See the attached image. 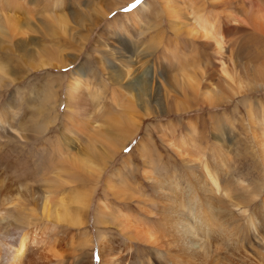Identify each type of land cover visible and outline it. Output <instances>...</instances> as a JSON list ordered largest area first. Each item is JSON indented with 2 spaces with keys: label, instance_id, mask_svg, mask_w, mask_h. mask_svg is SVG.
Segmentation results:
<instances>
[{
  "label": "rangeland",
  "instance_id": "obj_1",
  "mask_svg": "<svg viewBox=\"0 0 264 264\" xmlns=\"http://www.w3.org/2000/svg\"><path fill=\"white\" fill-rule=\"evenodd\" d=\"M9 1H16L17 9L20 11L16 12V17L25 25L28 24L31 29L29 41L21 44L18 49L10 43L9 38L4 40L0 37L2 41H0L1 69H13L12 72L17 76L20 74V69H27L23 78L0 87V117L4 122L0 127L2 129L0 131V176L9 179L11 173L12 177L23 182L20 188L23 189L22 193L17 191L16 182L10 186L5 180L0 188V208L6 204L2 201L3 196L5 199L16 197L18 206L11 212H6L7 216L3 220L0 219V240L12 233L20 234L25 229L30 232L29 242L23 248L22 258L14 264H109L110 260L118 262V259L122 264H168L169 261L175 260L174 253L165 254L155 245L133 241L123 236L119 223L107 221V216V222L97 219L103 206L105 211H112L119 216L129 218L131 215H136L140 220L145 219V228L160 224L159 206L167 205V198L161 194L162 189L156 188L154 178H146L145 170L155 169L162 178H171L173 183L179 182L182 185L181 195L186 199L188 185L193 182L196 173H194L195 169L193 171L190 167L188 168L172 149L170 143V140H173L172 137H186L187 140L195 141L193 144L186 142L178 144L191 147V153L196 159H199L200 153L205 151L209 157L205 162L210 163L222 154L221 161H225L227 169L229 170L231 166L232 174L245 180V185L241 186V190L235 189L234 194L248 193L259 179H263L258 168V159H256L257 151L253 152L254 157H252L249 149L251 142L247 128L248 119L241 117H245L246 102L262 105L264 111L263 87L252 86L254 90L251 87L252 90L241 92V95L236 97L229 88L210 85L211 81H208L207 76L213 70L215 72L218 67L217 54L206 46L202 38L176 37L169 28L171 22L165 16V9L160 0H61L57 6L54 4L57 0ZM171 1L176 5L180 3L187 5L189 9L186 11L192 21L206 14V6L212 8L206 0ZM237 2L238 0H231L227 7L229 10H234L236 15L244 17L246 10L251 7L249 3H247L249 7H243L237 5ZM52 7L58 14L67 15V20L71 19V8H74L73 12L76 11L75 14H78V18L74 21L78 19L81 25L69 22L70 29L66 32L69 35L61 33L60 30L54 36L48 35L45 31L51 17L40 14L36 16L33 10L41 12L50 10L51 12ZM261 9H264V3ZM25 10L32 14H28ZM133 12H137L134 19L140 17V26L132 27L126 22V18L131 17ZM91 16H94L93 22L88 20ZM116 22L123 27L115 32L124 33L115 36L113 30ZM110 23H113L111 24L113 29L107 31L106 27ZM223 23L221 21L220 25ZM175 26L178 28L176 24ZM128 29L131 32H128ZM71 33L74 34L72 37H70ZM242 33L241 24L235 23L229 26L226 31L228 52L229 49L236 48V40ZM133 34H135L134 37H132ZM100 38L110 43L118 42L122 50L127 51L126 55L131 56L130 61L133 63L126 80L117 82L115 75L114 78L107 75L100 67V59L103 62L105 60L107 65L115 63L117 69L124 64L122 60L120 62L119 58L113 57L104 46H101ZM246 42H248L246 46L241 45L236 49L238 62L242 65H263L264 41L253 38ZM146 44L154 45L151 52H147V46L144 47ZM43 45L50 48L56 47L55 50L48 52L53 59L52 63L58 67L41 69L31 66V64H39L35 56L45 49ZM68 54H74L76 57L69 61ZM21 58L28 59V63ZM128 62L125 64H129ZM62 63H66L64 67H60ZM209 66L211 67L208 68ZM77 72L81 73L82 85L86 93L87 89L92 93L87 107L92 105L96 109L94 110L97 114L96 124H100L101 129L108 130L113 141L100 142L97 134L80 135L82 126H87L85 123L82 124L85 116L78 114L75 118L66 106L69 83L79 76ZM139 75L151 81L150 84L155 83V86H147L154 99L145 95L142 80L137 78ZM182 76H185L184 80ZM219 76L216 73L213 81L217 83L216 79ZM257 76L255 75L257 81L264 77V75ZM158 80L162 83L159 84ZM185 82L188 85L183 84ZM133 88L137 89L142 96V103L150 106V110L146 111L151 112L150 116L145 117L146 113L136 108L142 117H145L136 127L123 124L122 114H119L117 119L109 125V121L103 118V115L114 113L117 108L127 104L128 99L132 97L126 94L125 90L127 89L135 96ZM184 89L188 90L187 95L182 92ZM204 93L208 95L207 99H204ZM210 98L213 100L209 101ZM133 102L139 104V101L135 99ZM32 104L36 105L39 113L34 111L38 115H33V119L37 125L44 127L42 132L22 131V128H19L21 122L31 119V111L35 107ZM9 106L13 107V112L16 110L13 117ZM68 112L70 115H66ZM224 114L227 115L228 120L222 118ZM73 119L75 121L71 124ZM242 119L245 121L242 122ZM74 123H77V127ZM191 124L195 125L194 130H189ZM217 127L221 129V138L225 139V142L221 139L220 145L216 140V145L214 143L216 138L214 128L217 129ZM170 128L172 130H169ZM18 130L22 131V137L16 133ZM159 130L164 131V138L159 134ZM87 142H94V147H86ZM106 144L107 147L104 150L94 149L105 147ZM54 145L73 149V153L78 157L87 156L90 163L105 168L100 178L84 183L90 178L87 173L81 169L76 172L73 167H68L67 179L60 180L54 176L57 170L51 169L52 176H47L43 178L44 181H41L40 176H36L35 173L43 166L49 170L51 163L48 154L54 157L57 154L54 151ZM215 148L218 150L213 156L211 151ZM110 150L116 151L110 153ZM10 163L15 164H12L9 172ZM189 164L192 162L189 161ZM70 176L76 180L69 182L72 178ZM117 176L124 181L117 184L119 182ZM108 180L117 184L112 190H107ZM228 181L227 176L225 182ZM232 186L234 187L233 184ZM87 187L91 193L88 196L85 212L86 222L77 227L66 226L64 222L56 224L52 214L57 208L58 200L63 199L64 202L75 200L81 191H88ZM127 188L134 189L127 192L133 196L131 200L122 199L114 193L115 190L125 191ZM136 189L138 193L135 192ZM47 194H49L48 198H46ZM231 195H233L232 191ZM139 197H143L145 201L150 200L155 205L152 206ZM43 198L45 218H42L40 213ZM225 205L229 209H235L228 200H224L220 206ZM254 205L255 203L252 207ZM79 208L80 201L69 208V214L73 215ZM197 208L203 209L204 205L200 204ZM18 209L23 212V216L27 215L21 219L24 220L23 222H18L14 218L15 211ZM234 211L237 213L236 210ZM242 224L243 221H240L237 228ZM99 230L104 234V242L99 239ZM230 236L215 233L214 237L219 239L222 250L237 246L238 234ZM87 238L89 242L82 246V241ZM227 238L231 240L228 241ZM260 250V247L256 248V252ZM6 252L8 251L2 250L0 245V264H11L1 262L2 256L5 261L7 260ZM209 259L214 260L213 257ZM191 262L199 264L197 259H191Z\"/></svg>",
  "mask_w": 264,
  "mask_h": 264
},
{
  "label": "bare ground",
  "instance_id": "obj_2",
  "mask_svg": "<svg viewBox=\"0 0 264 264\" xmlns=\"http://www.w3.org/2000/svg\"><path fill=\"white\" fill-rule=\"evenodd\" d=\"M160 1L163 8L165 9V16H167L169 22H171L169 28L172 32H174V35L176 37L186 36L192 38H202L206 46L217 54L218 67L216 68L215 72L213 69H211L213 70V72L209 75L207 74L208 81H211L210 85L229 88L231 89L232 94L236 97H238L237 95L240 96L241 92L250 90L252 86H260L264 89V77L260 81H257L255 79V75H264V64L261 66H254L253 64L242 65L238 62L236 57L238 51H236V49L241 47V45L246 46L248 44V42L246 41L253 38H260V40L264 41V9H261V5L264 3V0H238L237 5L249 7L247 6V3H249L251 7L246 10L244 17L238 16L235 14L234 10L228 9L227 6L229 5L231 0H206V3L211 4L212 8H208L206 6V14L204 13L203 15L199 16L197 20L193 21L192 18H190L189 13L186 11V9H189L187 5H183V3L176 5L171 0H168L167 2H165L164 0ZM59 2H61V0H57L54 4L57 6ZM225 8L227 9L224 12ZM218 10L221 13L220 16ZM73 11L74 8H71L70 20H67V15H62L63 13L58 14L57 10L53 9V7L51 8V12L50 10L47 12H41L34 9L33 13L36 16L40 14L51 17L50 21L48 22V28L45 32L48 35L54 36L58 30H60L61 33L66 34V32L70 29L69 22L81 25V21H77L78 19L74 21L76 18H78V14H75L76 11ZM16 12H20L17 9L16 1H1L0 37H2L4 40L9 38L10 43H12L14 46H16V49H18L21 44L27 43L29 41L31 36V29H29L28 24L25 25V23H22L21 20L16 17ZM27 13L32 14L28 11ZM135 14H137V12H133L131 17L126 18V22L128 24L130 23L129 26L135 27L141 25L140 17H138L137 19L133 18ZM19 18H21V16ZM93 18L94 16L88 17V20L90 22H93ZM221 21L224 22L223 25H220ZM235 23L241 24L243 36L240 35V37L236 40V48L229 49L228 52L226 49V31L228 30L229 26H232ZM111 24L113 23L107 25V31H111L113 29ZM175 24L178 26V28L175 26ZM82 26H84V24H82ZM114 26H116L113 30L115 36L116 34L118 35L120 33H124L115 32L117 29H121L123 27L122 25H117L116 22V25ZM128 32L131 31L128 29ZM73 35L74 34L71 33L70 37H72ZM134 36L135 34L132 35V37ZM99 41L101 43V46H104V48L110 55L119 58L120 62L122 60L124 63L123 65H121V67H119V69H117L115 63H111L112 65H107L105 63V60L103 62L100 59V67L106 72L107 75H111L113 78L115 75V81L122 82L124 79L126 80V78L130 74V66L133 63L132 61H130L131 56L126 55L127 51L125 52L124 50H122L120 44L116 41L115 43H110L108 41H103L101 38L99 39ZM145 46H147V52H151V50L154 48L153 44H146L144 45V47ZM44 47L46 50L43 49L39 51V55L35 56V59L39 64H31V66L41 69L58 67L57 65L52 63L53 59L50 58L48 52L49 50H55L56 47ZM40 48H42V46ZM75 57L76 56L74 54H68L69 61ZM9 58L10 60H12L11 57ZM21 60L25 63H28V59L23 60L21 58ZM128 60L130 62H128ZM127 62L129 64H125ZM249 62L251 63L252 61ZM65 64L66 63H62V66L60 67H64ZM210 67L211 66H209L208 68ZM12 70L13 69L9 70L8 68L7 70L4 68L1 69L0 67V87L15 82L17 79L21 78L27 71L26 68L20 69V74L19 76H17V74H14L12 72ZM77 73L79 76L73 78L69 83L66 106L70 109L71 115H73L74 117L78 114H83L85 116V120L82 121V124L85 123L87 126H82L83 128L80 129L81 136H91L92 134H97L98 140L100 142H103L104 140L105 142L103 143H107L111 140V134L108 130L105 131L101 129V127L99 126L100 124H96L97 120L95 119V116L97 114L94 112V110L96 111V109H94L92 105L89 108L87 107L90 102L89 96L92 93L88 89V92L86 93L82 85L83 79L81 78V73ZM216 73L220 75L216 79L217 83L216 81H213L216 78ZM182 77L184 80L185 76ZM137 78L142 80V87L146 91L145 95L149 96L150 99H154L152 93H150V89H147V86H155V83L150 84L151 81L149 82L144 78H141L140 75L137 76ZM154 79L155 74L153 80ZM158 83L161 84L162 82L158 80ZM159 84L158 86H160ZM183 84L188 85L187 82ZM54 89H56L55 86ZM133 90L135 91V96L131 92L127 91V89L125 90L126 94L132 97L128 99L129 101L127 102V104L117 108L116 112L114 113L112 112L108 115H103V118H106V120L109 121V125H111L113 120L117 119L119 114H122L123 124L131 127H136L141 119L150 116L151 112H146L150 110V106L148 104L145 105L142 103L143 98L141 95H139L137 89L133 88ZM182 92L185 95L188 94V90L184 89L182 90ZM203 96L205 97L204 99L208 98V95L206 93H204ZM134 99L139 101V104H135L133 102ZM211 100H213V98L209 99V101ZM34 106V110L31 111L32 113L30 115L31 119L28 118L24 120L23 123L21 122L19 126V128H22V131L29 130L30 132H42L44 130V127L37 125L33 119V115L36 114L34 113V111L37 112V107L36 105ZM12 108V106H9L10 111H12L13 117V113L16 114V110L15 112H13ZM136 108L143 110L146 113V116L142 117V114L139 113ZM38 114H36V116ZM66 115H70V113L68 112L66 113ZM224 115L225 116L222 115V118L228 120L227 115ZM241 117L248 119L247 128L248 132L250 133L249 141L251 142L249 149L251 151L252 157H254L253 152L257 151L258 156L256 157V159H258V168L260 171V175L263 178L259 179L258 183L252 189L248 190V193H245L243 195L242 192L234 194L235 189L241 190V186L245 185V180L234 176L232 174L233 171L231 170V166H229V170L227 169L225 161H221L222 154L210 163L205 162L209 158L208 155H206L207 152L205 151L200 153L199 159H196L191 153V147H185L178 144L179 142L193 144L195 143V141L191 139L187 140L185 139L186 137H172V135L171 137L173 140H170L172 149L177 153L182 162L188 168L190 167L191 169H193V171L195 169L194 173H196L193 178V182L188 185L186 199H184V197L181 195L182 185L179 182L173 183L171 182L173 180L171 178H162L159 172L155 169H150L148 171L145 170L144 173L146 174V178H154L156 188L162 189L161 194L167 198V205L159 206V215L161 218L159 221L160 224L158 226H155L157 224H155L154 226L150 225L148 228H145V219L140 220L139 216L136 215H131L129 218H126L123 215L119 216L114 214V212L112 211H105V208L103 206H101L99 217H97L98 221H106L107 216V221L119 223L122 235L126 236L128 239L155 245L157 248H159L160 251H164L165 254L174 253V256H176L174 258L175 260L169 261L168 264H192L191 259H197L199 264H264V111L262 109V105H255L254 103L246 102L245 117ZM245 119H242V122H244ZM74 121L75 119L71 121V124ZM3 123L4 122L0 117V127L3 126ZM74 125L75 127H77V123H74ZM190 129L194 130L195 125H189V130ZM1 130L2 129H0V131ZM169 130H172V128H170ZM22 131L20 132L18 130L16 131V133L22 137ZM158 132L162 136V138H164V131L159 130ZM220 132L221 129H219L218 127L217 129L214 128V134L216 136V138H214L215 145L216 141L219 145L222 143V140L225 142V139L221 138ZM120 140H123V138H120ZM85 146L88 148H93L94 142H87ZM106 147L107 144L105 145V147L94 149L104 150ZM53 148L55 149L54 151L57 154L55 155V157L50 153L48 154L49 162L51 163V165H49V170L47 168H44L43 166L35 173L36 176H40L41 181H44L43 178H47V176H52L51 169L57 170V174L54 176H56L60 180H65L67 179V168L73 167L76 172L81 169L82 171L87 173L88 177L90 178L84 181V183H86L91 180L96 181L97 178H100L102 171L105 169L99 167L98 165L90 163L87 156H85L84 158L78 157L73 153V149H67L63 145H60V147L58 145H54ZM217 150L218 149L215 148L211 151L213 156L215 155V153H217ZM115 151L116 150H110V153H113ZM189 161L192 162V164H189ZM150 163L151 161L149 162V164ZM200 163H202V165ZM12 164L15 163L9 164V172ZM56 166L63 167L58 168ZM9 175V179H4V177L0 176V188H2L3 182L5 180L8 181L10 186H13V183L16 182L17 191H19V193H22L23 189L20 188L23 182H20L17 178L12 177L11 173ZM226 175L229 178V181L227 183L225 182L227 178ZM71 177L72 176H70V178ZM117 177L119 178V182L117 184L124 181V179L120 178L119 176ZM75 180L76 179L72 177L69 182H74ZM79 180L80 179H78V181ZM117 184L112 183L108 180L106 182L107 190H112ZM232 184L234 185V187L232 186ZM168 185H170L171 187L169 188ZM133 190L134 189L127 188L125 189V191L115 190L114 193L118 197H122V199L131 200L133 196L127 192ZM231 191L233 195H231ZM135 192L138 193L137 189ZM80 193L81 194L78 195L75 200H66L67 202H64L63 199L58 200L57 208L54 209L52 214L53 220L56 224L57 222H64L66 226L77 227L83 225L86 222L87 214L85 212L88 204V196L90 195L91 190L88 189V191H81ZM48 196L49 194L46 195V198H48ZM44 198L42 200V208L40 212L42 218L46 217ZM139 198L145 201L143 197ZM15 199L16 197H9L5 199V197L3 196L2 201L6 202V204L2 205V207H5V209H2V207L0 208L1 220H3L7 216L6 212L9 213L14 207H18L16 205ZM224 200H228L230 205L235 208L234 210H236L237 213H235L234 210L229 209L227 205H225L224 207L220 206ZM79 201L80 208L76 211V213L70 215L69 208ZM145 202L151 204L152 206L155 205V203L150 200H147ZM254 203L255 205L254 207H252ZM200 204L204 205L203 209L197 208V206H199ZM22 213L23 212L20 209L16 210V215L14 216L15 220L21 222V219L27 216L26 214L23 216ZM119 219L121 222L119 221ZM240 221H243V224L241 227L237 228ZM99 225L101 226V224ZM99 231V239L100 241L104 242V234L101 230ZM215 233L216 235L227 234V236H235L238 234V238L236 239L237 246L228 247L222 250V248L220 247L221 243H219V239L214 237ZM29 235V230L25 229L20 234L14 235V233H12L11 235L7 236V238L0 240L2 250L8 251L6 252L7 260L5 261V258H3L2 256L1 262H9L11 264L18 262L22 258L23 248L29 242ZM230 238H227L228 241L231 240ZM88 242V238L83 240L82 246H85ZM231 243L233 244V242ZM132 246L133 244L131 245V248ZM258 247H260L261 250L259 252H256V248ZM179 257L180 259H178ZM209 257H213L214 260H210ZM109 264L122 263L120 259H118V262L115 260H110Z\"/></svg>",
  "mask_w": 264,
  "mask_h": 264
}]
</instances>
